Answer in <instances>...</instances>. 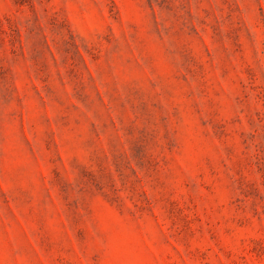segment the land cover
<instances>
[{"label":"rangeland","instance_id":"rangeland-1","mask_svg":"<svg viewBox=\"0 0 264 264\" xmlns=\"http://www.w3.org/2000/svg\"><path fill=\"white\" fill-rule=\"evenodd\" d=\"M0 264H264V0H0Z\"/></svg>","mask_w":264,"mask_h":264}]
</instances>
